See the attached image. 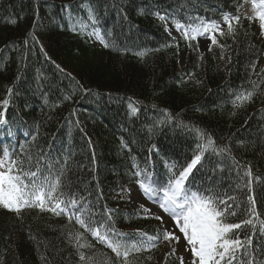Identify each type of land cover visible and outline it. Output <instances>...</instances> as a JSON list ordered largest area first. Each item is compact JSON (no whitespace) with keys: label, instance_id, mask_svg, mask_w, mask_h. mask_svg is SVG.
<instances>
[{"label":"trees","instance_id":"obj_1","mask_svg":"<svg viewBox=\"0 0 264 264\" xmlns=\"http://www.w3.org/2000/svg\"><path fill=\"white\" fill-rule=\"evenodd\" d=\"M90 5L96 9L101 34L114 47L105 48L95 37L69 30V15L87 20ZM121 7L127 21L118 12ZM157 12L181 22L188 17L222 22V13L235 15L236 7L233 0H0V102L10 99L7 123L0 125V152L4 147L12 150L18 139L28 140L24 133L35 131L39 124L33 150H47L54 139L52 155L60 160L56 167L67 159L64 183L70 187L64 191L84 195L101 211L105 206L118 210L113 218L120 232L135 234L139 229L155 235L159 223L140 218L139 206L126 192L122 200L117 193L121 186L135 184L130 175L133 159L141 169L148 167L160 176L166 173L165 161L180 165L189 161L196 133L179 124L189 125L209 133L217 146L227 145L237 162L206 154L205 168L194 173L195 183H206L222 162L224 171L215 173L218 191L243 204L237 210L241 214L230 217V222L248 218L244 210L251 207L250 195L264 219V81L256 75L264 67V38L253 22L242 19L235 42L217 36L228 46L224 55L231 56V63H227L219 58V47L198 53L181 34L169 35L165 27L172 25L171 20H159ZM139 52L147 54L141 58ZM180 53H185L182 65ZM254 60L252 70L249 64ZM250 81L260 87L253 89ZM8 88L13 89L11 97ZM240 90L256 94L251 102L233 108L230 93ZM130 102L138 109L135 115H130ZM165 109L173 122H167ZM161 120L165 123L157 125ZM249 165L251 191L243 175ZM238 231L243 238L252 229ZM76 232L83 233L82 242L93 245L79 251L118 264L115 253L75 222L34 209H25L19 217L0 209V264H85L74 241L67 238ZM254 243L264 249V236H257ZM168 251L161 244L129 259L132 264H164ZM260 259L264 261V255ZM167 264H177L176 258L169 257Z\"/></svg>","mask_w":264,"mask_h":264},{"label":"snow or ice","instance_id":"obj_2","mask_svg":"<svg viewBox=\"0 0 264 264\" xmlns=\"http://www.w3.org/2000/svg\"><path fill=\"white\" fill-rule=\"evenodd\" d=\"M233 3L236 14L222 13V23L206 20L203 17H188L187 22H181L175 16L161 15L159 12L156 15L161 21L171 20L173 27L193 51L199 53V39L206 38L209 41L207 50L211 52L215 47H219L221 49L219 58L231 63V56L224 55V50L228 46L220 44L217 36L231 37L235 42L239 29L242 27V19H247L250 23L254 20L258 21L260 36L264 38V0H233ZM244 3H250L252 15L241 12ZM113 7L116 5L113 4ZM118 12L123 20L127 21L125 9L118 8ZM140 14H144L143 9L140 10ZM68 19L69 30L82 35L86 34L90 38L95 37L105 48L114 47L107 43L101 34L96 9L91 5L88 8L87 22L75 19L71 14ZM73 20H75L74 23ZM89 28L91 31H88ZM165 31H169L167 26ZM109 35H111L110 32ZM169 35H171L170 32ZM33 39L36 38L33 37ZM172 39L175 40V37ZM193 42H196L195 47ZM24 43L27 44V40ZM36 43L39 41L36 40ZM40 50L44 52L42 45ZM146 54V52L137 53L141 58ZM44 55L46 59H50L46 53ZM202 59L203 54L200 53L198 60ZM56 67L59 69V65ZM249 67L255 70L256 61H252ZM60 70L63 71V69ZM192 75L188 73L187 77L191 78ZM256 75L264 81V67ZM250 83L253 89L260 87V84L255 81ZM7 94L11 97L13 89L8 88ZM255 94L254 90H240L230 93L229 98L233 108H240L251 102ZM43 95L44 103L47 104V96ZM9 104L10 99L0 102L3 108L0 110V125L7 123L6 110ZM129 109L130 115H135L138 111L131 102ZM163 111L167 122H173L167 110ZM162 123L165 121H158L157 125ZM179 126L189 128L196 133L197 143L193 149L192 158L184 165L165 161L164 176L156 174L148 167L141 169L133 159V171L130 175L135 180L136 187L133 189L121 186L117 193L118 198L122 200L126 192L129 201L133 199L134 193L137 194L135 202L139 205L140 218L154 219L160 225L155 235L139 229L135 234L120 232L116 229L113 218V213L118 210L108 209L105 206L101 211L84 195L64 191L63 189L70 187L64 183L67 159L65 158L64 165L56 167L60 160L59 157L54 158L52 155L54 139L49 142L47 150L43 148L33 150L39 135V124L36 125L35 131L30 129L24 133L28 140L21 142L18 139L12 150L4 147L0 152V209L13 213L17 217L25 209L64 216L70 224L75 222L85 232L90 233L97 242L106 245L115 253L118 264H132L129 259L131 254L150 252L161 244L169 248V251L164 254V264H167L169 257H175L177 264H264V261L260 259L264 255V249L254 243L257 236H264V219H260L256 213L254 197L251 195L247 197L251 204V207L244 210L248 218L239 222H230V217L241 214L237 210L243 209V204L237 202L236 196L221 194L218 191L220 182L216 181L215 173L217 169L224 171L223 163L219 162L215 165L212 175L206 177V183L205 181L195 183L194 173L205 168L206 154L221 157L222 160L229 159L233 165H236L237 162L230 154V148L227 145L217 146L213 137L199 128L183 124ZM240 143L243 144V141ZM89 145L91 147L90 140ZM17 148L18 151H16ZM243 175L247 177L245 186L251 191L253 174L250 165L243 170ZM150 205H154L158 210L154 212ZM248 227L252 229L251 234H246L242 238L238 230ZM67 238L70 242L74 241L73 246L77 248L80 261L85 264H107V261H97L93 256H86L84 252L79 251L81 248L93 246L88 242H82L83 233H68ZM151 258V256L147 257L148 260Z\"/></svg>","mask_w":264,"mask_h":264},{"label":"rangeland","instance_id":"obj_3","mask_svg":"<svg viewBox=\"0 0 264 264\" xmlns=\"http://www.w3.org/2000/svg\"><path fill=\"white\" fill-rule=\"evenodd\" d=\"M242 11H243L242 13H244V14L252 15V12H251V5H250V3H245L244 6H243V8H242ZM76 19H82L83 22H87V20H86L85 18H79V17H78V18H76ZM221 23H222V22H221ZM253 23L256 25L257 32H258V34H259V36H260V29H259V23H258V21H255V20H254ZM166 26H167V28L169 29L168 33L170 32L171 35L177 36V35L180 34L179 32L176 31V29L173 27V25L167 23ZM222 26H223V25H222ZM96 41H97V40H96ZM208 43H209V41H208L206 38H200V39H199V47H200V51L204 50V49L207 47ZM184 61H185V53H180V56H179V62H180V64L182 65V64L184 63ZM128 187H131V188L135 189L136 184H130V185H128ZM136 198H137V194L134 193V195H133V199L131 200V202H132L133 204L139 206V205L135 202V201H136ZM150 206L152 207V209H153L154 212L158 210L154 205H150ZM181 250H182V249H181Z\"/></svg>","mask_w":264,"mask_h":264}]
</instances>
